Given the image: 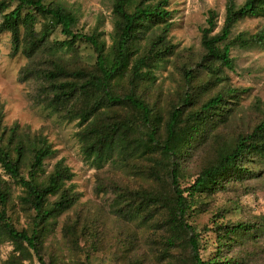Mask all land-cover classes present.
I'll return each instance as SVG.
<instances>
[{
	"label": "trees",
	"instance_id": "16d2710c",
	"mask_svg": "<svg viewBox=\"0 0 264 264\" xmlns=\"http://www.w3.org/2000/svg\"><path fill=\"white\" fill-rule=\"evenodd\" d=\"M170 1L111 0L107 43L97 25L84 30L61 0H0V33L9 35L10 56L26 58L18 79L35 81L34 102L61 118L77 119L81 151L97 169L109 161L132 177L129 182L109 177L98 182L97 191L110 190L109 210L118 219L144 226L146 250L137 232L121 229L113 236L81 211L63 221V237L86 259L111 242L118 263L253 264L260 261L258 254L243 246L264 237V216L223 220L229 210L219 208L207 228L216 241L208 260L189 217L202 205L201 197L264 173V101L253 102L252 126L232 135L221 130L231 119L232 99L244 92L224 83L222 68H234L231 47H264V25L231 37L232 30L245 17L264 15V0H225L218 29L217 12L208 9L194 67L179 63L178 88L162 99L155 70L174 54ZM81 45L89 46L93 62L82 58ZM4 115L0 99V237L13 245L0 264H23L33 255L40 264H67L47 251L44 241L57 217L78 201L67 184L74 173L62 158L46 172L52 144L17 121L6 124ZM194 155L200 165L192 176L186 163ZM183 178L189 181L183 184ZM12 184L21 190L17 206L26 221L21 228L14 222Z\"/></svg>",
	"mask_w": 264,
	"mask_h": 264
},
{
	"label": "rangeland",
	"instance_id": "374dc122",
	"mask_svg": "<svg viewBox=\"0 0 264 264\" xmlns=\"http://www.w3.org/2000/svg\"><path fill=\"white\" fill-rule=\"evenodd\" d=\"M66 6L72 8L79 17V25L89 30L97 25L107 43L112 30L111 0H61ZM241 3L244 0H235ZM210 8L216 10L217 29L223 21L225 0H171L169 9L172 22L168 38L174 44V54L155 70L161 98L164 99L174 93L180 81L176 66L184 61L192 68L193 62L199 57L201 51L200 30L205 23L206 11ZM264 25V15L245 17L238 21L232 30V35L240 31L255 32ZM57 37V35H53ZM81 56L88 62H93L94 56L87 45H81ZM230 56L234 60V68H222L225 84L237 88L243 93L232 99V116L227 124L221 127L226 135H232L240 130H246L257 121V114L253 110V102L259 98L264 101V47L252 46L242 48L233 46ZM22 54L10 56V39L6 32L0 33V99L4 102V122L10 125L17 121L27 126L31 131H39L46 136L52 144L55 153L44 161V168L49 172L53 164L63 159L74 173L73 178L67 182L78 192L77 203L66 213L57 217L52 230L44 241L47 251L54 252L67 264H125L114 260V247L111 242L96 250L93 255L85 258L80 249L72 250L63 237L62 223L67 216L75 217L79 211L86 214L89 219L103 224L107 232L119 230L137 232L139 243L146 250L144 244L145 228L136 220L131 222L118 219L116 214L109 210L108 203L112 198L109 189L97 191L98 182L107 183V178H117L122 182H129L131 176L118 164L105 162L101 169H97L87 159L80 148L76 132L79 130L77 119L59 117L49 109L38 105L33 100L35 81L29 79L21 82L18 77L22 66L26 63ZM200 165V156L194 155L186 163V170L193 174ZM192 179V177H188ZM183 178V184L188 182ZM21 193L20 187L12 184L13 200L16 203L14 222L18 228L25 225V217L17 206V196ZM202 205L192 211L189 222L200 232L201 256L208 260L216 253L215 235L207 228L212 224L213 214L219 208H227L223 220H248L264 216V173L250 177L241 183L234 182L225 191L214 196L201 199ZM205 227V229H204ZM114 236V233H112ZM245 248L256 252L260 261L253 264H262L264 259V237L261 235L244 242ZM237 248V247H236ZM239 249V248H238ZM13 250L12 243L0 237V263L6 260ZM149 260H154L148 253ZM23 264H40L33 255L32 259L25 260ZM159 264H163L161 261ZM252 264V263H248Z\"/></svg>",
	"mask_w": 264,
	"mask_h": 264
}]
</instances>
